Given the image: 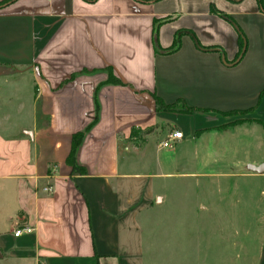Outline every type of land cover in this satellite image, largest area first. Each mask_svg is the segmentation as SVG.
I'll return each mask as SVG.
<instances>
[{"label":"crops","instance_id":"obj_1","mask_svg":"<svg viewBox=\"0 0 264 264\" xmlns=\"http://www.w3.org/2000/svg\"><path fill=\"white\" fill-rule=\"evenodd\" d=\"M4 1L0 245L21 238L8 258L146 264L142 217L167 178L218 189L221 179L261 180L254 206L262 211L264 170L251 166L264 165V0ZM239 31L246 45L234 61ZM155 95L176 109L158 107ZM173 117L183 138L171 147L130 143L134 128L150 136ZM87 126L67 162L73 134ZM238 137L254 150L240 169H203ZM19 226L32 230L15 237Z\"/></svg>","mask_w":264,"mask_h":264},{"label":"rangeland","instance_id":"obj_2","mask_svg":"<svg viewBox=\"0 0 264 264\" xmlns=\"http://www.w3.org/2000/svg\"><path fill=\"white\" fill-rule=\"evenodd\" d=\"M238 121L242 119L234 120ZM180 122L181 119L173 117L171 125L154 126L150 136L134 128L130 143L141 145L147 139L158 142L175 130L172 125L179 126ZM234 144L225 154L224 149H220L219 157L214 155L203 169H240L242 162L254 152L253 142L238 137ZM149 149L146 158L152 156ZM198 168H202L201 163ZM240 181L247 183L245 190L234 188V183ZM218 182L221 183L220 189L216 183L192 188L186 179L165 180L163 194L142 217L147 246L146 264H264L263 244L260 242L264 226L259 219L264 205L260 207L262 211L254 206L255 193L263 185L261 180L251 185L242 178ZM20 240L11 234L3 237L0 264H18L15 259L8 258V253L16 250Z\"/></svg>","mask_w":264,"mask_h":264},{"label":"trees","instance_id":"obj_3","mask_svg":"<svg viewBox=\"0 0 264 264\" xmlns=\"http://www.w3.org/2000/svg\"><path fill=\"white\" fill-rule=\"evenodd\" d=\"M10 1H12V0H6V1L2 2L1 5L6 4ZM239 35H240V48H239V51H238L237 56L235 57L234 61H238L242 57L244 50H245V45H246L245 37L241 31H239ZM177 47H178V41L175 39L173 45L167 49H164L163 51L164 52H171V51L175 50ZM108 81L113 82V83H119V80L112 75L109 76ZM154 99H155V102H156L158 107H162L165 109H176V106L165 104L163 102V100L156 95L154 96ZM189 110H190V108H186V107L182 109V111H189ZM95 120H96V116H95V119L92 121V123H94ZM91 124H89V126ZM89 126H87V128L85 130H82V131H79V132L73 134L72 143H71V150H70V153L67 157V162L74 163V155H75L76 149L79 146V144H80L82 138L84 137L85 132L88 130ZM152 129L153 128L147 129L146 133L151 132Z\"/></svg>","mask_w":264,"mask_h":264},{"label":"built area","instance_id":"obj_4","mask_svg":"<svg viewBox=\"0 0 264 264\" xmlns=\"http://www.w3.org/2000/svg\"><path fill=\"white\" fill-rule=\"evenodd\" d=\"M183 138V132L181 130H172L170 132H168L166 134V136L160 140L159 145L162 148H167V147H171L172 145H174L175 143H177L179 140H181ZM51 189V187H45L44 190L49 191ZM32 230L31 227L29 226H19V227H15L13 230V235L15 237H19L25 233H30Z\"/></svg>","mask_w":264,"mask_h":264},{"label":"water","instance_id":"obj_5","mask_svg":"<svg viewBox=\"0 0 264 264\" xmlns=\"http://www.w3.org/2000/svg\"><path fill=\"white\" fill-rule=\"evenodd\" d=\"M251 169L257 172H262L264 170V165L261 164L259 166H251ZM2 257V253L0 252V258Z\"/></svg>","mask_w":264,"mask_h":264}]
</instances>
